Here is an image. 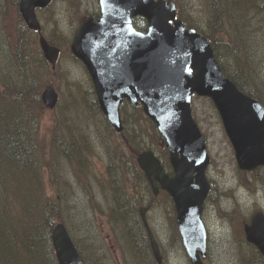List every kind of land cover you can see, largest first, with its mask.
Listing matches in <instances>:
<instances>
[{
    "label": "trees",
    "instance_id": "obj_1",
    "mask_svg": "<svg viewBox=\"0 0 264 264\" xmlns=\"http://www.w3.org/2000/svg\"><path fill=\"white\" fill-rule=\"evenodd\" d=\"M203 11L206 18L203 35L209 40L221 70L238 89L264 106V58H255L257 53L264 52V0H207ZM57 39L51 38V43L65 41L62 37ZM52 73L39 50L37 34L28 30L21 19L18 0H0V264H32L31 258L35 261L44 255L57 264L51 242L57 221L64 222L74 236L84 264H92V255L86 252L85 245L82 248L79 244L101 239L88 210L93 216L106 217L123 264H156L138 208L146 195L151 209L163 204L159 198L164 194L157 197L151 194L133 155L101 141L109 160L106 177L97 179L99 187L108 190L104 202L90 188L86 191L87 208L78 207L75 214L69 212L67 193L71 194L74 183L66 174L59 175L53 169L57 164L53 157H65L72 169L84 171L86 154L92 149L83 129L88 132V123L99 110L95 99L87 102L83 114L76 116L70 113L69 106L63 112L61 108L51 128L50 150L44 154L37 141L40 118L47 110L41 93L54 82ZM103 123L113 137L112 128L106 121ZM130 135L131 143H140L136 139L138 134L132 131ZM148 149L151 148H144ZM46 159L50 160L47 164L43 161ZM79 175L75 173L77 183L83 188L90 186ZM47 184L52 196L46 194ZM70 224L83 231V241L76 240ZM172 228L176 241L180 242L176 227ZM95 250L98 254L95 264H108L102 248ZM241 263L264 264V261L256 254L252 260L242 258ZM162 264H167L165 259Z\"/></svg>",
    "mask_w": 264,
    "mask_h": 264
},
{
    "label": "water",
    "instance_id": "obj_2",
    "mask_svg": "<svg viewBox=\"0 0 264 264\" xmlns=\"http://www.w3.org/2000/svg\"><path fill=\"white\" fill-rule=\"evenodd\" d=\"M52 0H19L26 26L40 31L36 9ZM100 18L86 19L71 44L72 54L86 67L99 108L116 132L123 130L120 105L126 99L142 105L144 114L164 138L174 176L169 177L152 151L142 152L137 163L156 195L157 184L173 199L178 231L191 264H203L206 231L202 205L210 184L204 137L191 116L193 94L210 98L235 151L240 169L264 165V108L240 92L221 72L208 40L176 19V6L165 0H98ZM135 17L148 23L146 33L132 26ZM44 59L55 68L59 49L39 37ZM42 103L53 109L58 101L49 86ZM195 174V175H194ZM146 208L140 210L152 253L161 264L159 247L147 224ZM244 231L264 257V215L258 213ZM58 264H83L62 223L52 231Z\"/></svg>",
    "mask_w": 264,
    "mask_h": 264
},
{
    "label": "rangeland",
    "instance_id": "obj_3",
    "mask_svg": "<svg viewBox=\"0 0 264 264\" xmlns=\"http://www.w3.org/2000/svg\"><path fill=\"white\" fill-rule=\"evenodd\" d=\"M179 3H181L179 4V13L185 18L186 23H196L198 25L192 27H198L201 32H205L203 28L206 18L203 10L207 0H179ZM98 13L97 0H54L48 10L38 12V19L43 28L42 34L47 33L52 38H58L57 40L62 37L66 42L71 43L76 27L85 17ZM137 25H139V22H137ZM53 45L62 51L56 70L52 73L54 82L51 81V85L58 92L59 103L56 109L44 111L40 118L37 141L40 150L44 154H47L50 150V132L53 125L56 124L54 118L57 117L60 109L62 108L63 112L69 106L70 109L72 108L70 113L72 115L74 113L76 116L83 114V107L87 110L89 104L87 102L95 99L94 94L91 93L94 91V87L89 74L82 64L74 59L69 47L66 48L62 40L61 42L54 40ZM245 52L246 50H243V53ZM255 58L261 60L264 58V52L257 53ZM262 78H264V69ZM191 104L193 116L196 117L200 129L206 137L207 150L211 158V165L207 169V177L216 186V191L206 201V211L202 216L204 223H206L208 236V258L205 264H242L240 258L252 260L256 255L245 241L243 233L241 235L242 223H249V218L256 208L264 209V191L260 185L259 194L257 188L254 191H248L244 185L240 186L241 174L236 167L232 147L225 135L220 117L210 100L192 97ZM122 116L125 126L123 135L109 136L103 123L105 119L101 113L88 123V132L83 129V133L87 135V140L92 149L90 153L86 154V162L83 165L84 171L82 173L85 175L68 166V160L65 157L59 155L53 157L57 162L53 169L58 171L59 175L66 174L71 184L74 183L71 194L69 191L67 193V204L70 213L75 214L74 209L78 207L87 208L88 197H86V191H90V188L95 197L103 202L105 199L104 194L108 193V190L100 188L97 182L98 178L100 180L105 178L109 170L108 156L101 146V141L124 150L127 155H133L134 158H137L139 153L147 147H150L157 154L160 149L163 150L159 134L141 110H134L131 105L125 104L122 109ZM81 118L82 115L79 116V119ZM79 124L83 126L82 122H79ZM58 130L63 132L60 127H58ZM132 131L138 134L136 139L140 143L137 145L129 141ZM124 138L128 140L127 144ZM43 161L47 164L50 160ZM51 163H53V160ZM75 173L80 174L79 177L82 181L88 180L90 186L83 188L81 184L77 183ZM247 177L253 178L249 175ZM45 178L47 181L46 172ZM252 182L256 185L253 179ZM248 187L251 188L250 185ZM223 192L226 195H220ZM46 194L52 196V189L48 184ZM165 198V196L159 198L163 204L158 203L155 208L149 211L148 223L161 246L167 264H190L181 243L176 241L172 228L174 225L169 220V216L173 218L171 213L172 201ZM147 203L148 196L146 195L140 207L146 206ZM88 215L93 221L94 228L101 235V239H97L95 243L91 241L84 242L85 235L83 231L79 232L78 226L70 225L75 232L76 240L78 238L83 241V243H79L80 246L84 248L85 245L86 252L92 255V264H95L94 259L98 256L95 250L98 247L102 248V253L108 258V264H123L121 252L115 244L117 240L112 234L111 226L108 225L106 217L93 216L90 210H88ZM71 237L73 239L74 236L71 235ZM31 262L32 264H53L46 255L35 261L31 258Z\"/></svg>",
    "mask_w": 264,
    "mask_h": 264
},
{
    "label": "flooded vegetation",
    "instance_id": "obj_4",
    "mask_svg": "<svg viewBox=\"0 0 264 264\" xmlns=\"http://www.w3.org/2000/svg\"><path fill=\"white\" fill-rule=\"evenodd\" d=\"M95 19H97L99 16H93ZM141 19H134V21H133V26L138 30V31H144L145 30V25L144 26H142V21H140ZM137 22H139V25H137ZM255 172H257L256 170L253 172V173H255ZM263 209V208H262ZM204 211H206V200H205V206H204ZM256 211H260L259 210V208L258 209H256ZM264 212V211H263ZM206 224V223H205Z\"/></svg>",
    "mask_w": 264,
    "mask_h": 264
}]
</instances>
